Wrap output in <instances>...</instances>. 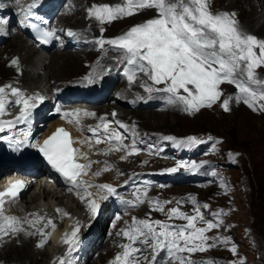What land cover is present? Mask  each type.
I'll return each instance as SVG.
<instances>
[{
  "label": "snow or ice",
  "instance_id": "obj_1",
  "mask_svg": "<svg viewBox=\"0 0 264 264\" xmlns=\"http://www.w3.org/2000/svg\"><path fill=\"white\" fill-rule=\"evenodd\" d=\"M18 4L19 0H15ZM41 0H32L27 8H22L21 23L28 28L35 30L41 44L48 43L54 36V31L41 29L37 23L31 20H38L36 9L40 6ZM4 5L0 4V8ZM142 9H154L155 18L142 24L131 27L125 34L115 39H99L96 41L103 48L105 44L114 46L119 51L124 61L130 66L125 71L129 82H134L138 73H142L151 80L152 85L163 87H153L147 84L142 85L149 94L153 92L166 94L167 103L170 105H180L182 110L192 114L202 108H211L220 101L222 96L221 84L228 83L234 85L241 95L235 97L237 102H243L254 111H264V103L257 108V101L264 102V79L258 77L256 70L264 67V40L244 33L238 26L235 13H213L211 11L210 0H126L124 6H96L88 10L89 16L94 17L101 24L111 23L114 20L132 16ZM8 21L0 17V25L7 24ZM103 31V29H102ZM68 35L76 34L69 31ZM13 64L17 61L13 60ZM89 83H94L92 77ZM6 89L15 100H8ZM43 96H25L21 91L11 85L0 87V116L7 112V106L11 104L22 105L20 115L14 121L0 120V133L5 128L11 129L16 123H23L32 115V110L37 103H42ZM232 97L223 100L224 111H229V103ZM66 117H79V113H65ZM86 116L93 115L84 113ZM115 115V114H113ZM71 122V121H70ZM76 123H79L78 119ZM103 138L97 137L96 144L109 142L110 147L115 151L126 152L128 156L138 154L139 149L133 139L131 145L125 144L126 137L118 131L109 132V125L105 123ZM119 128H127L124 124H119ZM29 133H24L23 140H9L18 150L19 147L27 143ZM93 136H97L93 130ZM164 139L173 141L177 146H191L203 143L196 138H188L186 141H176L173 137ZM211 139V138H209ZM114 142V143H113ZM70 134L64 129H59L53 136L39 146V151L43 154L48 164L52 166L62 177L77 189H82L81 199L91 197V193L82 185L79 177L91 166V162L76 163L74 153L77 150L71 147ZM107 154V153H104ZM87 159L86 157H83ZM186 167L178 164L167 171L177 172L180 168ZM193 169L196 165L191 166ZM108 171L106 167L104 169ZM99 175V173H96ZM93 185H87L92 187ZM24 187L22 182L12 185L3 193H0V236L14 234L20 231L19 222L15 217L5 215L4 204L15 202L19 191ZM106 192L101 199H107L108 195H117L116 188L111 185L100 186ZM147 193L136 196L139 203H144ZM131 204V201H124ZM154 211L164 212V204L159 201H151ZM170 203V202H164ZM179 203V202H178ZM195 205V198H192ZM88 210L95 217L100 204L92 199L88 200ZM136 206V205H133ZM207 204L203 208L207 209ZM59 211V210H58ZM169 220L179 219L186 221L184 225H174L164 223L160 220L151 219L133 220L129 230L122 235L128 239L129 244L122 245L124 249L122 255L116 257V264H139L140 256L143 255L141 247L143 245L150 249L151 259L144 257L145 264H192L183 253L206 252L217 243L227 245L228 239L220 237L210 238L206 235L210 230L217 229L223 225V220L212 222L206 220L201 208H195V215H188L180 209L172 208L166 213ZM217 217L221 213L215 214ZM199 226H198V223ZM30 223H35L34 221ZM51 224V221L48 222ZM76 227L64 239L68 245V256L79 246L78 233ZM212 240L209 244V240ZM43 246V245H41ZM234 255L236 248L229 249ZM163 254V256L161 255ZM159 257V260H158ZM59 264H70L69 260H61ZM214 264V262H210ZM243 264V262H241Z\"/></svg>",
  "mask_w": 264,
  "mask_h": 264
},
{
  "label": "rangeland",
  "instance_id": "obj_2",
  "mask_svg": "<svg viewBox=\"0 0 264 264\" xmlns=\"http://www.w3.org/2000/svg\"><path fill=\"white\" fill-rule=\"evenodd\" d=\"M121 1L123 4H125L124 0ZM222 1L223 0H210L211 11L213 13L223 12L222 9L224 8H222L223 7ZM86 3L88 4L89 1H87ZM87 4L86 7L90 8V5ZM247 4L250 3L247 2ZM148 10L153 12H150ZM148 10L146 9V11L148 12L145 13L141 12V14L144 15L150 13L149 16L147 15L139 16V17L129 16V17L120 18L122 24L119 25L117 23H113V25L115 24L114 26L111 25L110 27L105 28L107 29V31L105 32L104 35H102V32L98 28H96V26H94L95 24L93 23L87 24L85 27L92 25L90 27V31L93 34L95 40L102 39V37L104 38L106 35L109 36L107 37L108 39H113L114 37L119 35L121 36L125 34L127 31H129L131 29L130 26L137 25L145 21H148L152 18H155L156 11L154 9H148ZM236 12L243 20L245 16L241 15L242 9L236 10ZM243 12L247 15H252L256 17L254 22L255 25L259 23L258 20L261 15L253 14L251 9L247 6L243 7ZM75 15L76 17H78V13ZM235 19L238 22L239 28L244 33H249V32L256 34L259 33L258 37L261 40H264V38L261 36L264 35V33H260L259 31H257V29L254 28L249 29L248 27H246L247 25L237 17V14L235 15ZM247 19L248 21L251 20L249 17ZM85 20H86L85 22L87 21L89 22V17H87V19L85 18ZM113 22H116V20ZM259 25L260 24H258L257 26ZM59 26L62 31L65 30L64 31L65 34H67L69 31L75 32V29L73 28H69L66 26H64L65 27L64 28L61 25ZM116 27L118 28L117 30H115ZM109 30H111L110 34H109ZM85 31L89 33L88 28H86ZM97 31L99 32L98 34ZM5 44L1 46H4ZM68 52L70 51H64L62 53H68ZM79 52L76 53L70 52V53L77 55L80 54ZM51 53L54 52L51 51L50 54ZM45 54H49V52ZM98 54L100 55V50L97 51V56ZM95 58H93V60ZM88 60L92 62L91 57H89ZM84 61H83L84 68L81 69L82 72L79 74L80 75L79 77L87 76V74L90 72L91 69L90 64L86 65L87 62L86 60ZM70 69H72V72H75L74 68H70ZM256 72L259 78L264 79L263 67L258 68ZM70 75H72V73H70ZM38 78L39 77L33 78L35 83L39 82ZM145 78L147 82L151 81L148 78V76H146ZM73 80L74 81L72 82L70 81L65 82L67 84H65V86L62 87L63 89H61L60 91L62 92L67 90V88L71 86L70 83L73 82L81 83L82 81H84V78L78 79L75 77L73 78ZM11 83L15 84V82H10L9 84ZM61 83L63 82H60L59 84ZM232 86H233L232 84L223 83L221 84L220 88L221 91L231 90ZM223 93L226 94L225 92ZM261 103L264 102L257 101V108ZM113 106L117 108L118 107L121 108V110L125 113H130L131 116H128V122L137 120L142 130L151 133H160L162 140L164 141V148H169L173 144V141L166 140L164 139L165 137H173L174 140L176 141H186L188 138H190L193 135L196 136L210 135L211 138H217V141H220V144L224 146L223 153H225L226 151L235 152L236 166H234L233 168L223 167V171H222V174L223 173L225 174L223 185L231 186L230 191H228L227 192L228 194L225 195L224 197L218 198V201L214 200L215 201L213 206L214 211H217V213H222L221 215L222 218L220 219H215V218L211 219L209 217L205 218L206 220H210L214 223L217 222L218 220H223L222 226H220L217 229L210 230L208 233H206V235L210 238L220 237L221 239H228L229 243L227 245L217 243L215 246L210 247L208 251L203 253L200 252L191 253V254L183 253L181 255L187 257V259H189L192 262V264H210V262H214V264H241V262H243V264H264V137L260 145L259 143L257 144L255 142L247 141L248 138L246 137L248 132L254 129L253 127L257 128L259 125L264 123V114L259 115L261 111H254L252 108H249L242 101L237 102L236 100L229 103L230 113H226L224 111L223 107L221 106V103H217L211 108H202L198 112H194L192 114L183 111L182 106L180 105H176L177 109L175 111H171L169 109L161 113L160 112L143 113L142 111L143 114L141 113V111L140 112L125 111L122 109L124 107L118 105L117 103ZM115 107H112V109H114ZM105 109L107 108L104 107V110ZM137 115L139 116L148 115L150 117L149 118L150 120L147 121L145 119H139ZM41 128L43 129L45 128V126H41ZM182 146L187 147L184 145ZM86 150L91 151V147L90 146L88 148L86 147ZM182 152L185 153L183 151V148H182ZM167 166L170 165H166L163 168H166ZM127 169H130V167H126V170ZM188 174H189V169H188ZM220 174L221 173L214 176V179L219 180ZM191 175L194 174L190 173L189 176L192 177ZM110 177L111 179L112 178L118 179L116 177H112L111 175ZM190 185L191 186H187L183 188H181L182 186H174L172 188L169 187V189H175V190H171V192L166 191V194H164L163 196H159V198L166 199L168 197L167 194L170 193L174 195H181L178 196L177 198L178 201H180L184 194L197 192L198 197L199 196L202 197L198 200L202 202L205 195H208L209 192L211 191L216 192V190L218 189L217 186H214L213 188L207 187V188H203L202 191H199L201 186V181L198 182L197 187L196 184L194 183H190ZM34 187H32L29 190V192L26 194V196L22 199L21 202L22 208H28V209L34 208L36 205L41 203V201L34 202L30 198V194ZM143 192H147V193L151 192L153 195H159L165 192V189L151 188ZM205 199L207 200V198ZM56 202L57 201H54L53 206L59 207L58 203ZM150 202L151 199L148 200L149 205L151 204ZM181 205L184 208L186 214L188 215L192 214L191 212H193L194 207L192 204L191 197L187 196V198H185L184 201L181 202ZM60 210H62V207L60 208ZM132 210H135V208H133ZM168 210L170 209H165L164 212L153 211L152 214L155 218H159L164 223L172 224L176 222L182 224L185 222L179 219L169 220L168 216L166 215ZM197 223L199 226L200 222L198 221ZM119 224L124 225V221L121 219ZM115 234L116 233H114V235ZM106 236H107L106 234L102 236L103 239L102 241H100V244L102 242V245H99L100 247L98 246V248L93 251V254L88 259V264H95V262L96 264H107L108 261H110L111 258L114 257V254L117 256L122 255L124 251L122 245H125V243L128 244V240H125L126 238L123 237L121 241L122 244L119 245L118 248L116 249V247L111 246V243L109 242V239ZM105 238L107 242L105 241ZM211 242L212 240L210 239L209 244H211ZM105 244L107 245L110 244L109 246L112 249L109 252H108V248L107 249H105V247L103 248ZM233 246H235L236 248L235 255L229 250ZM3 255L4 254H2L1 257L5 259ZM147 255H148V259H151L150 250H148L146 253L140 256L139 264H145L144 257ZM6 260H8V262H11L16 259L8 258ZM24 264L27 263L25 262Z\"/></svg>",
  "mask_w": 264,
  "mask_h": 264
},
{
  "label": "bare ground",
  "instance_id": "obj_3",
  "mask_svg": "<svg viewBox=\"0 0 264 264\" xmlns=\"http://www.w3.org/2000/svg\"><path fill=\"white\" fill-rule=\"evenodd\" d=\"M11 1L13 2L12 4L14 7L18 6V4L15 2V0H11ZM69 1H71V0H69ZM87 1H89V3H88L89 5L91 3H95V5H100V3H104L105 5L112 6V7H116L118 5L124 6L126 4V0H124L125 4H123L121 0H75L74 3H76V7L80 6V8H81L82 4L86 3ZM247 2H249L250 4H247ZM222 5H223L222 8H224V9H222L223 12L236 13L237 17L241 21H243V23H245L247 25L246 27H248L249 29L254 28V29H257V31H259L260 33H264V21H263L264 20V0H223ZM244 6L249 7L253 14L261 15L259 20H258L259 23H257V25L260 24L259 26L255 25V23H254L256 17H254L252 15H247L243 12ZM239 9L240 10L242 9L241 15L245 16L243 20L241 19L239 14L236 12V10H239ZM88 10L89 9H86V8H83L82 10H80L78 12V17H76L75 14H74V16H70V13L67 14L66 16L65 15L59 16L58 22H60V24H62L63 26L73 28L75 30L80 29L81 32H83L82 36L90 39L89 46L93 47L94 43L91 40V34L89 31H88L89 33H87L85 31V29L87 28L85 26L87 24H90V23L96 24L97 23V25H99V26H104V28H108L111 25H113V23H117L120 25V24H122V21H120L121 19H119V20L117 19L116 22L112 21L111 23L101 24L94 17L89 16ZM148 11H150V10H148ZM148 11H146V9H142V10H139L136 13V15H132V16H138V17L139 16H145V15L149 16L150 13L144 14V15L141 14V12L145 13ZM150 12H153V11H150ZM87 17H89V22L88 21L85 22L86 21L85 18L87 19ZM127 17H129V16H127ZM248 17L251 19L250 21H248V19H247ZM75 20H76V22H74ZM140 24H142V23H140ZM137 25H139V24H137ZM133 26H136V25H132L130 27H133ZM117 27H118V25H117ZM117 27L115 30L118 29ZM110 31L111 30H109V34H110ZM246 34H251V35H255L258 37L259 33L256 34V33H250L249 32ZM82 36H80V37L82 38ZM119 36H116L113 39L118 38ZM261 36L264 38V35H261ZM107 37H109V36L106 35L105 40L108 39ZM108 47H114V46L106 45V44L103 46V48H108ZM84 50H83V52L82 51L79 52L80 54H77V55H74L70 52L62 53L63 51H58V52H54L51 54H50V52H49V54H43L40 50H36L34 47L30 46L28 43V40H26L23 35L12 33V35L9 36L8 43H6L4 46L0 45V87H5L7 85H11L13 88H16L19 91H21L24 95H28V92H34V91L39 90L41 88H43L44 90L49 88V87L51 88V90L52 89H54V90L55 89H61L63 86H65V84H67L65 82H69V81L72 82V81H74L73 78H75V77L78 79L80 78L79 74L82 72L81 69L84 68L83 67V61L84 60H86V62H87L86 65L90 64V66H91L90 72L87 74V76H91L92 74L94 75L95 72L106 67V61L104 59L102 60V57L99 54L97 56V52H88L91 50V48H89V47L85 48ZM110 55L111 56L115 55L118 57L119 52H112V53H110ZM89 57L92 58V61H93V58H95V57H97V59L95 60L94 63H92V62H90V60H88ZM13 60L17 61V63L13 64L12 63ZM84 63H85V61H84ZM70 68H74L75 72H72V69H70ZM69 69L71 70V72ZM263 69H264V67H263ZM70 73H72V75H70ZM34 77L35 78L39 77L38 78L39 82H36L37 84L33 80ZM10 82H15V84H13V83L9 84ZM60 82H63V83L59 84ZM6 93H7V99L8 100H15V97H13L10 94L9 89H6ZM108 99L110 100L109 96H108ZM13 105H15V104L8 105L7 111L12 110ZM76 105H78V104L77 103H75V104L71 103L69 107H66L67 109H65L64 112L65 113H71V114L79 113L80 109H78ZM101 107H97V109H99L102 113H110L114 109L119 110V112H120L119 118L123 119V120H128V116L130 115V113H125L121 110V108H119V107L117 108L113 105H105V106H101ZM104 107H106L107 109L104 110ZM112 107H115V108L112 109ZM133 112H136V111H133ZM141 113H142V111H141ZM148 113H151V112H148ZM32 114H33V111H32ZM263 114H264V111H261L259 115H263ZM18 116H19V114L16 116H10V117L3 115V116H0V120H2V121H14L16 119V117H18ZM137 116L139 117V119H145L147 121L150 120L149 119L150 117L148 115H141V116L137 115ZM69 117L70 118L67 120H64L62 118H54V119H51L49 121V123H47V121L46 122L44 121V124H41V125H38L37 127H34L31 130V134H33V135L35 134V140L34 141H36V143H42L43 140L46 139L47 137H49L51 135V133L54 130H56V128L58 126L65 125L73 133V138H72L73 144L75 146V149L77 150L76 155H75L76 161H84L83 157H86V156H92V158H94L95 160L100 159L96 153H92L91 151L86 150V147L88 148L89 145H87L82 140L83 135L80 132V128L82 126L87 127L86 125L90 124L89 119H87V116L86 115L84 116V113H83L82 116L79 115V117H75L74 115L69 116ZM77 119H78L79 123H76ZM26 123H27V121H25L23 123H16L15 126L11 129H8L6 127L4 132H11V133L15 132L16 133L17 130L19 128H21ZM72 123H74V124L72 125ZM41 126H45V128L42 129ZM253 128H252L253 130H251V131L248 130L249 132L246 135V137L248 138L247 141L255 142L257 144L259 143V145H260L262 143V140L264 137V123L259 125L257 128L256 127H253ZM245 130H246V128H245ZM31 139H29V142L31 141ZM132 166H133V168L135 167V165H132ZM167 167H169V166H167ZM131 168L132 167H130V169ZM85 171L87 172V170H85ZM95 172H98L99 175H101L104 172L102 174V176H103L102 181L103 182H99L98 180L96 181V183L99 186L111 185L114 188H118V186L120 185V181L118 179H113V178L111 179L110 174L106 173L105 170H103L102 163L97 165V169L95 166ZM85 176H86V178H89V181H91L92 172L90 175L91 177L88 174H86ZM140 184H142V186H143L142 189H140ZM169 187L172 188L174 186H169ZM88 188L90 189V187H88ZM147 189H151V184L149 182H142V180L140 179L137 181L136 185L133 187L131 193H134L136 190L143 192V191H146ZM37 190L40 191L39 194L37 193ZM104 195H106V192H105V194H103V193L98 194V197L100 199L99 200L100 210L102 213H104L108 208V206H106L108 204V202L105 201V199H101V197ZM30 198L34 202L41 201V203H42V204L40 203V204L36 205L34 207V209H32L30 212H27V215L29 216V220H31V222L36 221L34 211L39 209L38 206L40 208H44V210L48 211L47 214H46V212H43V211L39 212L38 216L39 217L42 216L43 221H45L44 223H46L47 219L50 217V219H53L52 223L57 224L59 227L64 228V229H66L69 226L70 219H68L69 218L68 214H70L74 220H78V221L80 220V217H82V219L84 220L89 215L87 205L79 202L75 198H71L69 195H63L62 191H60V190H58V189H56L53 186L48 185V184H44L41 182L37 183L36 187L33 188L32 192L30 194ZM54 201H57L56 203H58L60 208L62 207V210L60 211V215H59L61 217V220L55 214L57 212L56 209H54V208L52 209ZM28 210H30V209H28ZM100 210H99V212H100ZM126 210L127 209H125V211ZM13 212H17V210H15V208H13ZM116 212H119V211H116ZM105 214H110V211L108 210ZM63 218H65V220H63ZM29 220H28V222H29ZM28 222L22 221L20 223L21 228H20V231L17 232L18 235L15 233L14 234H7L6 237H4L2 240H0V264H24L25 262L27 264H54V261H53L54 256L57 253L60 254V253L65 251L64 248H62L61 246L58 245V238L61 237V236H59L60 231L55 232L53 234V236L51 237V239L48 241L49 244L47 245V247H43L44 249H42L41 239L46 238V232L43 234L37 233L39 230L38 227L33 226L34 225L33 223L28 225ZM114 233L117 234L116 229H114ZM90 234H88V236H85V239H86V237H88V239L90 241L91 237L94 235V234H92L90 237ZM15 235H17V236H15ZM102 239L103 238L100 237V238H98L97 242L95 241L94 246L92 247L90 253L88 254L87 259L85 260V264H88V259L93 254V251L95 249H97L99 245H102V242L100 244V241H102ZM104 242H103V244H104ZM110 243H111V246L116 247V245H118V243H119L118 242V236L113 234V237L110 240ZM109 245L110 244H108V245L105 244L103 246V248L105 247V249L108 248V252L112 249ZM116 249H117V247H116ZM79 252H82V250L80 249ZM2 254H4L3 257L5 259H3L1 257ZM8 258L16 259V260L8 262V260H6ZM103 259H105V258H103ZM95 264H96V262H95Z\"/></svg>",
  "mask_w": 264,
  "mask_h": 264
}]
</instances>
